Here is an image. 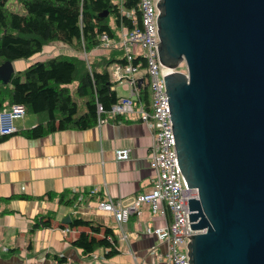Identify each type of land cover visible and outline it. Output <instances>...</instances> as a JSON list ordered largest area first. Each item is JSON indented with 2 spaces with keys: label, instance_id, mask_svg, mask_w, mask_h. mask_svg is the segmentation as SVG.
Returning a JSON list of instances; mask_svg holds the SVG:
<instances>
[{
  "label": "water",
  "instance_id": "95a60500",
  "mask_svg": "<svg viewBox=\"0 0 264 264\" xmlns=\"http://www.w3.org/2000/svg\"><path fill=\"white\" fill-rule=\"evenodd\" d=\"M154 5L179 180L198 190L186 264H264V0Z\"/></svg>",
  "mask_w": 264,
  "mask_h": 264
},
{
  "label": "crops",
  "instance_id": "0c3cea01",
  "mask_svg": "<svg viewBox=\"0 0 264 264\" xmlns=\"http://www.w3.org/2000/svg\"><path fill=\"white\" fill-rule=\"evenodd\" d=\"M44 48L28 60L13 62L15 72L51 57L84 59L87 54L61 42ZM107 51L97 47L87 59L106 55ZM137 76L141 87L147 85L144 69ZM113 89L118 96L129 95L121 84H114ZM141 101L149 106V92L147 101ZM44 121L43 115L26 113L15 122L17 132L0 142V264H167L162 257L166 246L146 234L144 228L147 224L164 225L170 216L153 217L147 205L141 218H130L125 226L128 243L119 242L120 253L111 259L105 258L104 249L94 252L96 258L84 256L72 245L78 230L70 233L62 226L70 216L71 220H91L116 232L115 219L101 211L98 202H127L151 187L156 172L149 163L153 137L148 126L138 120L109 118L86 130L56 131L35 138L25 135ZM117 149H128L130 157L117 160ZM76 193H80L82 202L66 204ZM62 194H66L63 202ZM47 216L52 226L31 233L36 219ZM63 257L67 262L60 261Z\"/></svg>",
  "mask_w": 264,
  "mask_h": 264
},
{
  "label": "trees",
  "instance_id": "16d2710c",
  "mask_svg": "<svg viewBox=\"0 0 264 264\" xmlns=\"http://www.w3.org/2000/svg\"><path fill=\"white\" fill-rule=\"evenodd\" d=\"M12 1L21 4L24 13L15 12L9 5ZM138 5L139 0H122V4L115 0H0V67L7 61L28 60L51 43L61 42L89 54L100 46L101 35L119 40L123 29L138 26ZM123 11L134 12L137 24ZM139 62L140 69H145L141 56L133 64ZM126 64L123 49H110L108 54L93 60L59 56L36 61L24 71L13 73L8 84L0 80V110L17 104L24 106L26 113L45 116L44 122L25 133L27 137L92 128L99 118L112 119L109 111L119 96L113 89L115 83L110 68ZM140 89L141 99L147 101L149 88L145 85ZM81 98L85 100L83 113H79ZM99 105L104 111L101 114ZM115 119L129 121L121 117ZM7 137H1L0 142ZM79 194H73L66 204L79 205L82 202ZM65 195H61V202ZM51 224L49 216L37 218L31 233ZM62 226L78 230L72 245L81 249L84 256L99 249L106 251L107 259L120 253L117 236L110 227L78 217ZM60 261L67 262V259L63 257Z\"/></svg>",
  "mask_w": 264,
  "mask_h": 264
},
{
  "label": "built area",
  "instance_id": "2783aa9c",
  "mask_svg": "<svg viewBox=\"0 0 264 264\" xmlns=\"http://www.w3.org/2000/svg\"><path fill=\"white\" fill-rule=\"evenodd\" d=\"M122 4V0H115ZM139 25L131 30L124 29L119 40L110 39L106 34L101 35L99 47L105 49H123L127 58L124 66L114 65L110 74L115 84H121L129 91L127 96H119V100L112 105L109 115L111 118L121 117L129 121H140L148 126L152 132L153 142L150 156V167L156 172L151 187L127 202L112 199L101 200L98 208L110 214L117 223L118 243H128L125 226L131 217L141 218L142 208L147 205L152 215L170 216V221L161 226L147 224L146 234L154 236L159 243L166 246L162 256L167 264H186L184 237H191L197 233L191 231L188 223L187 201L198 198V190L184 191L178 175L171 124L168 112L163 73L158 61L155 46L159 45L157 30V15L154 0H139ZM124 15L137 24L134 12L123 11ZM141 56L145 61V74L149 88L150 103L145 106L140 98L138 73L141 62L137 65L133 61ZM87 60V54L85 56ZM99 114L103 108L99 105ZM26 115L22 105H11L0 110V138L11 136L17 132L16 120ZM105 119L99 118L98 123ZM117 160L130 157L128 149H117ZM73 233V230H66ZM90 256L97 257L94 253Z\"/></svg>",
  "mask_w": 264,
  "mask_h": 264
},
{
  "label": "rangeland",
  "instance_id": "374dc122",
  "mask_svg": "<svg viewBox=\"0 0 264 264\" xmlns=\"http://www.w3.org/2000/svg\"><path fill=\"white\" fill-rule=\"evenodd\" d=\"M14 2V4H13ZM11 2L9 5L11 6V8L15 11V12H18V13H24V9L23 7L21 6V4H19L18 2L16 1H13ZM100 48V47H99ZM102 48V47H101ZM45 49V48H44ZM102 49H105V48H102ZM108 50V49H106ZM109 53V50L107 51V54ZM85 56V55H84ZM112 67H114V65H112ZM122 96H125V95H122ZM75 97H77L75 95ZM79 104H80V107H79V113H83V111L85 110V101L84 102H81L79 101ZM156 215H153V217H155Z\"/></svg>",
  "mask_w": 264,
  "mask_h": 264
}]
</instances>
